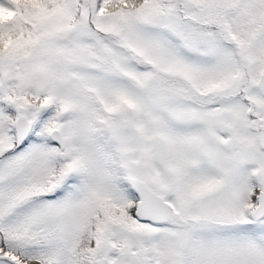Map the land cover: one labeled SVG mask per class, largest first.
<instances>
[{
  "label": "snow or ice",
  "instance_id": "1",
  "mask_svg": "<svg viewBox=\"0 0 264 264\" xmlns=\"http://www.w3.org/2000/svg\"><path fill=\"white\" fill-rule=\"evenodd\" d=\"M0 264H264V0H0Z\"/></svg>",
  "mask_w": 264,
  "mask_h": 264
}]
</instances>
